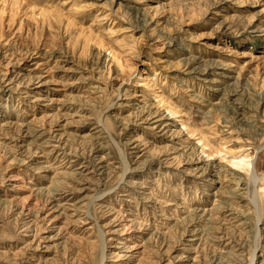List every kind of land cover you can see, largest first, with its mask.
<instances>
[{
  "label": "rangeland",
  "instance_id": "374dc122",
  "mask_svg": "<svg viewBox=\"0 0 264 264\" xmlns=\"http://www.w3.org/2000/svg\"><path fill=\"white\" fill-rule=\"evenodd\" d=\"M0 264H264V0H0Z\"/></svg>",
  "mask_w": 264,
  "mask_h": 264
},
{
  "label": "bare ground",
  "instance_id": "6f19581e",
  "mask_svg": "<svg viewBox=\"0 0 264 264\" xmlns=\"http://www.w3.org/2000/svg\"><path fill=\"white\" fill-rule=\"evenodd\" d=\"M40 78V80H41V77H39ZM42 82V81H41ZM38 83H40V81L38 82ZM37 86V85H36ZM40 86H42V85H40ZM39 87V86H38ZM42 89V88H41ZM42 99V98H41Z\"/></svg>",
  "mask_w": 264,
  "mask_h": 264
}]
</instances>
